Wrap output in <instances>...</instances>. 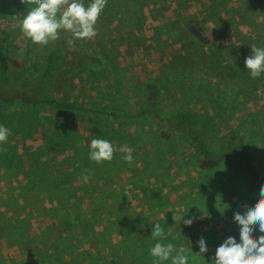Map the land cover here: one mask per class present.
I'll use <instances>...</instances> for the list:
<instances>
[{"label": "rangeland", "instance_id": "obj_1", "mask_svg": "<svg viewBox=\"0 0 264 264\" xmlns=\"http://www.w3.org/2000/svg\"><path fill=\"white\" fill-rule=\"evenodd\" d=\"M14 3L0 0V27L14 39V59L31 64L45 47L28 51L26 14ZM95 27L91 39L60 31L47 46L64 64L50 94L79 108L61 115L0 102V125L10 129L0 145V264H153L157 242L183 246L189 264H214L225 239L239 242L234 214L259 192L226 163L201 168L186 139L160 137L139 111L145 83L158 78L163 103L208 110L214 140L219 131L242 136L264 174V74L251 78L245 64L250 45L264 47V0H107ZM92 139L114 145L111 162L89 158ZM155 223L163 240L151 236ZM262 234L257 226L254 237Z\"/></svg>", "mask_w": 264, "mask_h": 264}, {"label": "trees", "instance_id": "obj_2", "mask_svg": "<svg viewBox=\"0 0 264 264\" xmlns=\"http://www.w3.org/2000/svg\"><path fill=\"white\" fill-rule=\"evenodd\" d=\"M14 5L23 14L34 7L21 0ZM13 37L0 27V102L22 106L49 105L56 114H66L79 106L70 100L50 94L52 78L63 67L59 59V49L45 46L37 49L39 57L31 64L18 63L19 53H15ZM36 47L29 43L28 51ZM51 48V49H50ZM161 84L152 78L144 85V99L139 114L153 118L152 127L161 137L181 141L186 139L195 149L201 168L207 169L226 163L232 171L245 177L252 191L259 192L264 185V174L257 168L252 151L244 139L235 133L215 134L217 117L208 110L200 111L192 107H168L161 100ZM136 115V114H135ZM259 238V237H257Z\"/></svg>", "mask_w": 264, "mask_h": 264}, {"label": "clouds", "instance_id": "obj_3", "mask_svg": "<svg viewBox=\"0 0 264 264\" xmlns=\"http://www.w3.org/2000/svg\"><path fill=\"white\" fill-rule=\"evenodd\" d=\"M21 2L34 5L20 21L21 32L33 44L42 47L59 39L60 31L72 33L74 39L95 37L97 35L95 26L107 4V0H91L87 6L83 0H21ZM68 44L71 46L73 40H68ZM250 46L252 55L245 58V64L251 78L255 79L264 74V47L255 44ZM9 135L10 129L0 125V145L8 142ZM120 151L124 153L122 159L131 166L134 162L132 149L125 145ZM114 152L115 147L110 141L92 139L89 158L97 164L111 162ZM82 179L86 183L89 181V170H85ZM245 208L243 214L240 212L234 214V221L240 226L239 242L232 236L225 239L216 249L214 264H264V234L259 238L253 235L257 226L259 232L264 233V185L259 190L258 202L254 206H245ZM183 223L191 225L193 220H183ZM165 235L164 227L160 223H155L151 233L152 238L163 240ZM198 244L200 249L198 255L203 256L208 252L205 239L202 237ZM150 255L153 257V264H163L166 261H170L171 264H189L190 259L187 249L181 246L177 250L171 242L155 243L150 247Z\"/></svg>", "mask_w": 264, "mask_h": 264}, {"label": "water", "instance_id": "obj_4", "mask_svg": "<svg viewBox=\"0 0 264 264\" xmlns=\"http://www.w3.org/2000/svg\"><path fill=\"white\" fill-rule=\"evenodd\" d=\"M191 31L202 41L206 42L208 40L207 35L204 33L202 27L197 24L191 25Z\"/></svg>", "mask_w": 264, "mask_h": 264}]
</instances>
